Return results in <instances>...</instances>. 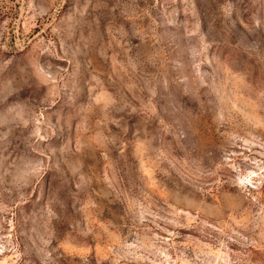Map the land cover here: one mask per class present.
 <instances>
[{"label":"rangeland","instance_id":"374dc122","mask_svg":"<svg viewBox=\"0 0 264 264\" xmlns=\"http://www.w3.org/2000/svg\"><path fill=\"white\" fill-rule=\"evenodd\" d=\"M0 264H264V0H0Z\"/></svg>","mask_w":264,"mask_h":264}]
</instances>
